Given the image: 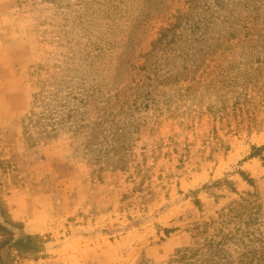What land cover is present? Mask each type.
Listing matches in <instances>:
<instances>
[{"label":"rangeland","instance_id":"rangeland-1","mask_svg":"<svg viewBox=\"0 0 264 264\" xmlns=\"http://www.w3.org/2000/svg\"><path fill=\"white\" fill-rule=\"evenodd\" d=\"M183 6L0 0V201L13 224L0 223L9 246L44 242L36 258L10 247L5 264H168L252 190L240 171L264 220V150L249 156L264 146V25L201 47L182 20L174 43H156ZM220 179L231 189L205 192Z\"/></svg>","mask_w":264,"mask_h":264},{"label":"trees","instance_id":"trees-1","mask_svg":"<svg viewBox=\"0 0 264 264\" xmlns=\"http://www.w3.org/2000/svg\"><path fill=\"white\" fill-rule=\"evenodd\" d=\"M196 1L199 0H184L185 7L183 6L182 10L186 8L188 12L179 13L174 17L178 21L172 23L171 28L160 31L156 43L159 45L163 41H166L165 45L174 43L176 34L173 30L181 26L182 20L185 24L190 23L196 35V42L201 47L203 43L222 39L225 35L243 41L245 37L253 38L262 32L260 25H264V0H212V2L200 0V11L191 17V9L196 8V5L193 8L191 5ZM224 29L230 31L221 33ZM170 32L172 35L169 38ZM226 40L229 41L228 38ZM222 50L225 51V47ZM223 113L220 117L228 116L225 111ZM262 150L264 146L252 147L249 156H260L258 153ZM260 159L264 166V156L261 155ZM238 174L252 190H246L244 196L228 202L216 211V216L209 221L196 224L193 228L195 231L193 239L211 230L210 237L205 238L207 240L203 244L198 243L176 250L168 264H264V220L260 214L256 186L254 180L244 172L240 171ZM232 184L233 182L228 179H220L205 184L203 189L211 195L214 190H220L224 186L231 189ZM193 202L196 205L200 203L198 199H194ZM0 217L4 218L5 223L13 224L9 212L4 210L1 201ZM166 232L169 233L168 230ZM13 237V232L0 223V264H5L2 252L7 253L10 247L16 250L19 256L28 255L34 258L44 250L42 241L39 246H35L38 240H42L37 235H20L9 246L8 243Z\"/></svg>","mask_w":264,"mask_h":264},{"label":"crops","instance_id":"crops-1","mask_svg":"<svg viewBox=\"0 0 264 264\" xmlns=\"http://www.w3.org/2000/svg\"><path fill=\"white\" fill-rule=\"evenodd\" d=\"M14 218H16V217H14Z\"/></svg>","mask_w":264,"mask_h":264}]
</instances>
